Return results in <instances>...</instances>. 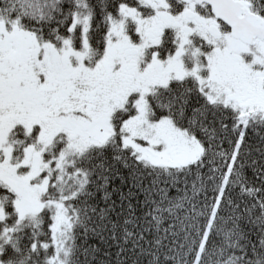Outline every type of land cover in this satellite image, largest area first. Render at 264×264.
<instances>
[{"label": "snow or ice", "instance_id": "obj_1", "mask_svg": "<svg viewBox=\"0 0 264 264\" xmlns=\"http://www.w3.org/2000/svg\"><path fill=\"white\" fill-rule=\"evenodd\" d=\"M0 264H264V0H0Z\"/></svg>", "mask_w": 264, "mask_h": 264}]
</instances>
